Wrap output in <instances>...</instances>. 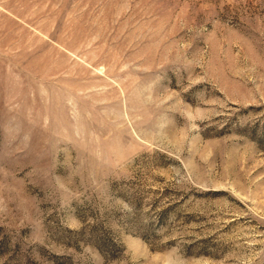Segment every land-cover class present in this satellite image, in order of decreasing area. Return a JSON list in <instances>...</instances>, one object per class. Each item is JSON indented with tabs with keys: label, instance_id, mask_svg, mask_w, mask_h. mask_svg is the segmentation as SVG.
<instances>
[{
	"label": "rangeland",
	"instance_id": "374dc122",
	"mask_svg": "<svg viewBox=\"0 0 264 264\" xmlns=\"http://www.w3.org/2000/svg\"><path fill=\"white\" fill-rule=\"evenodd\" d=\"M0 264H264V0H0Z\"/></svg>",
	"mask_w": 264,
	"mask_h": 264
}]
</instances>
